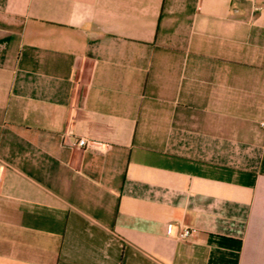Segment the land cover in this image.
Returning <instances> with one entry per match:
<instances>
[{
  "label": "crops",
  "instance_id": "obj_1",
  "mask_svg": "<svg viewBox=\"0 0 264 264\" xmlns=\"http://www.w3.org/2000/svg\"><path fill=\"white\" fill-rule=\"evenodd\" d=\"M0 264H264V0H0Z\"/></svg>",
  "mask_w": 264,
  "mask_h": 264
},
{
  "label": "built area",
  "instance_id": "obj_2",
  "mask_svg": "<svg viewBox=\"0 0 264 264\" xmlns=\"http://www.w3.org/2000/svg\"><path fill=\"white\" fill-rule=\"evenodd\" d=\"M75 145L78 147H85L88 145V142L85 139L80 138L76 141ZM172 228H173L172 225H168L167 226L168 232H171ZM195 232L196 230L194 228L182 227L178 229V232L176 233V237L178 239H186L193 236Z\"/></svg>",
  "mask_w": 264,
  "mask_h": 264
}]
</instances>
